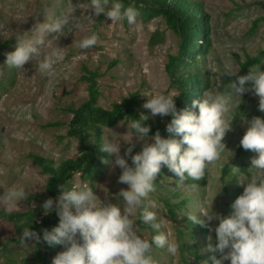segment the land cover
<instances>
[{"label":"rangeland","instance_id":"1","mask_svg":"<svg viewBox=\"0 0 264 264\" xmlns=\"http://www.w3.org/2000/svg\"><path fill=\"white\" fill-rule=\"evenodd\" d=\"M199 1L204 3L211 18V47L206 55H198L196 65L191 69L199 70L206 80L208 88L205 92H223L236 106L229 116L230 121L234 117L231 128L223 140L226 148L218 159L207 165L205 183L191 178L181 183L166 165L162 166L150 199L156 202L153 210L161 222V231L168 233L169 238L178 244V250L172 255L166 249L153 246L152 256L156 264H214L213 257L222 256L218 250L208 249L209 243L217 242L215 231L187 219L186 213H197L199 218L207 220L199 211L202 208L210 210L212 205L215 213L230 215L232 203L243 193L248 182L246 178L252 174L249 170L252 157L257 155L250 149L241 156L237 155L240 140L251 121L247 116L238 115L237 110L242 106L249 110L259 108V97L254 94L250 80L245 82L246 90L242 93L230 85L232 81L238 83V76L253 71L256 66L246 71L243 64L264 48V21L253 28L254 20L264 16V0ZM89 3L90 0H72V3L70 0H0V44L8 42V47L0 52V210L23 212L31 204V210H36V214L48 215L41 200L49 196L50 176L41 172L30 155L53 159L56 164L79 156V140L68 135L72 114L67 107L81 105L88 96L87 82L81 80L83 66L100 74L97 106L104 109H111L115 103L122 104L136 93L140 100L137 106L140 114H147V120L154 123H166L168 115L153 116L149 109L143 107L149 98L146 94H180L165 68L169 56L178 53L180 38L169 28L166 20L156 17L146 21L138 15L136 23L129 25L126 19L112 23L106 12L101 13L103 19L98 26L96 44L81 49L79 41L92 34L100 18L93 8H88ZM110 7L111 4L106 5V10ZM69 10L72 17L65 33L63 36L50 34L45 49V52H50L57 46L63 48L64 55L55 66L57 72L53 78L36 70L37 60L26 62L23 69L5 63L7 53L17 46L18 37L31 38L37 23L51 22ZM259 67L264 70V60ZM229 72H236V75H229ZM58 121L62 125L46 127ZM127 123L122 121L111 128L103 127V141L113 138L121 142V155H125L129 142L135 145L132 154L142 150L145 142H151L150 137L141 140L133 135L132 138V130L128 129ZM110 155V163H105L97 178L81 180L76 173L70 185L87 183L102 202L122 205L119 193L128 185L119 181L122 169L112 167L116 156ZM126 159L132 163L130 156ZM225 166L230 169L226 177L223 176ZM239 179L246 180L240 184ZM13 186L24 188L27 197L9 210L4 194ZM30 196L37 200L30 201ZM184 200L188 202L183 204ZM165 201L172 205L174 216ZM54 211L53 208L49 215ZM138 213L139 209L133 214L136 230L150 239L151 231L139 225ZM208 223L214 229L219 221L213 219ZM23 229V224L0 221V264H35L33 256L37 241L34 238L23 240ZM210 235L211 241L208 239ZM224 264H230V261Z\"/></svg>","mask_w":264,"mask_h":264},{"label":"clouds","instance_id":"2","mask_svg":"<svg viewBox=\"0 0 264 264\" xmlns=\"http://www.w3.org/2000/svg\"><path fill=\"white\" fill-rule=\"evenodd\" d=\"M108 4L111 7L106 10ZM88 8H93L96 15L106 12L112 23L126 19L129 25H133L139 14L137 8L131 5L125 7L120 0H90ZM71 17L69 10L51 22L37 23L31 38L18 37L17 46L7 53L5 63L23 69L26 62L37 60L36 70L53 78L57 72L55 66L64 52L60 46L45 52L49 35L63 36ZM97 39V34L93 33L81 39L78 47L87 49L95 45ZM229 75H236V72H229ZM65 78H68L67 73ZM249 80L253 82L254 94L259 97V108L264 110V70L259 65L249 74L238 76V83L232 81L230 86L242 93L246 90L245 82ZM146 95L149 98L143 107L149 109L153 116L171 115L166 130L174 135L164 137L159 130L150 134L151 126L145 123L148 116L141 114L139 118L130 120L127 126L132 130V138L133 135L141 140L150 137L151 142H145L142 150L132 154L135 145L129 142L125 155H121V142L109 138L101 143L100 150L115 154L112 167L122 169L118 179L128 185L119 193L122 205L102 202L87 183L81 182H75L70 187L60 185L63 191L59 198L54 201L50 197L43 202L45 214L55 207L58 224L50 229L44 228L42 235L25 227L21 238L25 241L34 238L50 246L63 245L64 249L53 257L52 264H156L151 254L153 246L176 254L178 244L169 238L168 233L161 231V222L153 210L156 202L150 199V194L155 191L157 176L162 166L166 165L181 183L186 178L201 179L207 165L218 159L226 148L223 140L231 128L234 117L230 121L229 116L236 105L223 92H205L203 100H194L193 106H198V111L178 109L176 96L172 94ZM240 145L257 155L252 157L249 168L252 174L246 178L248 182L243 193L231 205L232 213L227 216L215 213L212 205L210 210L202 208L199 211L207 220L199 218L197 213H186L187 219L215 231L217 242L209 243L208 249L213 252L218 250L222 256L213 257L214 264H224L225 261H230V264H264V117L254 116L251 119ZM126 156L131 157L132 163ZM104 162L110 163L107 158ZM246 179H239V183L244 184ZM26 197L25 189L16 186L4 194L9 210ZM137 209L139 220L154 230L150 240L136 230L133 214ZM213 219L219 221L214 229L208 223ZM208 239L212 240L211 235Z\"/></svg>","mask_w":264,"mask_h":264},{"label":"trees","instance_id":"3","mask_svg":"<svg viewBox=\"0 0 264 264\" xmlns=\"http://www.w3.org/2000/svg\"><path fill=\"white\" fill-rule=\"evenodd\" d=\"M120 2L125 7L131 5L137 8L138 15L146 21L163 17L169 28L178 35L180 38L178 53L169 56L165 68L170 76L171 83L180 90V94L175 97L177 108L198 111V106L194 107L193 101L204 99L203 94L208 88V84L199 70H192L191 68L195 67L198 55H206L211 47V18L204 7V3L199 0H120ZM102 19L103 16L100 14L92 34L98 33V26L101 24ZM262 21H264V16L256 18L253 22V28H256ZM6 47H8V42L1 43L0 52ZM263 60L264 48H260L255 56L247 59L243 64V68L247 71L251 67L260 65ZM113 65H115V62H113ZM82 71L81 80L87 82L88 96L81 105L72 104L67 107V111L72 114V118L68 123V135L79 140V156L56 164L53 159L36 154L30 155L32 161L40 167L41 172L50 176L48 198L51 197L54 201L59 198L60 193L63 191L60 185L70 187L78 172L81 173V180L97 178L105 165L104 158H107V160L111 158L108 152L100 150V145L103 142V127L111 128L122 121L130 122V120L139 118L141 115L137 110L140 100L137 98L136 93L131 94L122 104H113L111 109L97 106L100 97L98 83L100 74L97 71H91L86 66H83ZM237 114L241 117L247 116L250 119L254 116L264 117V112H261L258 107L249 110L242 106L237 110ZM170 120L171 115H168L166 123L160 121L154 123L149 120H146L145 123L151 126L150 134H154L159 130L162 136L169 137L174 135L166 130V125ZM60 125L62 123L58 121L49 123L46 127ZM245 153L246 149L240 145L237 149V155L241 156ZM229 173V167L225 166L223 176L226 177ZM195 182L189 183L194 184ZM200 182L205 183L204 176L199 179L198 183ZM29 200H37V198L30 196ZM45 200H41V202L43 203ZM187 202L188 200H184L183 204ZM165 204L174 216L175 212L172 205L169 201H165ZM30 206L31 204L23 212H8L1 209L0 221L7 220L15 224H23L24 228L30 227L41 235L44 228L50 229L58 224L59 216L56 210L52 215L42 216L36 214V210H31ZM139 225L142 228L150 229L151 236L154 234V230L141 220H139ZM35 246L36 250L33 256L35 264H52L53 257L64 249L63 245L50 246L43 241H37ZM196 257L199 258V255L197 254Z\"/></svg>","mask_w":264,"mask_h":264},{"label":"built area","instance_id":"4","mask_svg":"<svg viewBox=\"0 0 264 264\" xmlns=\"http://www.w3.org/2000/svg\"><path fill=\"white\" fill-rule=\"evenodd\" d=\"M78 178L81 179V173L80 172H78Z\"/></svg>","mask_w":264,"mask_h":264}]
</instances>
